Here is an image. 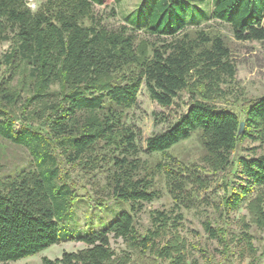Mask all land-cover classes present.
<instances>
[{
  "label": "trees",
  "instance_id": "1",
  "mask_svg": "<svg viewBox=\"0 0 264 264\" xmlns=\"http://www.w3.org/2000/svg\"><path fill=\"white\" fill-rule=\"evenodd\" d=\"M103 4L46 0L33 11L27 0H0V43L11 42L0 54V137L24 147L34 164L0 175V262L75 241L86 247L44 257L42 264H201L189 261L182 206H189L185 201L196 188L207 187V176L232 170L236 181L225 183L224 208L234 212L246 202L252 221L264 227V153L233 161L247 140L264 147V96L246 101L240 112L216 105L236 66L221 35L189 31L208 19L206 11L198 16L186 0H152L110 30L94 11ZM210 18L228 24L238 41L264 42V0H214ZM137 31L171 39H138ZM143 85L161 107H171L182 92L191 97L184 115L147 138V153L169 157L153 169L140 156L138 133L124 122V110L137 104ZM193 133L204 151L200 161L171 157L169 151ZM71 170L87 180L101 175L105 182L93 183L96 193L126 201L130 210L102 229L62 234L59 221L82 196ZM158 173L166 177L174 208L153 211L151 226L141 232L136 214L161 197ZM104 202L99 195L97 204ZM204 228L229 249L235 238L229 231L209 220ZM111 238L125 244L121 254ZM250 264L261 263L254 257Z\"/></svg>",
  "mask_w": 264,
  "mask_h": 264
},
{
  "label": "rangeland",
  "instance_id": "2",
  "mask_svg": "<svg viewBox=\"0 0 264 264\" xmlns=\"http://www.w3.org/2000/svg\"><path fill=\"white\" fill-rule=\"evenodd\" d=\"M30 8L37 10L46 0H27ZM192 10H196L198 16L207 12V18L203 19L199 26H191L190 32L204 30L210 35H221L231 50L232 61L236 66L234 79L227 78L222 84L225 90V97L216 102L222 108H228L240 112L244 103L248 100L264 96V42L238 41L234 38L230 26L219 20L210 18L213 10L214 0H186ZM152 0H104L103 5H94V11L103 24L110 30H118L125 25L127 17H137L143 8L150 7ZM138 39L147 38L152 41H168L171 38H160L149 36L143 31H137ZM11 48V42L0 43V54ZM4 68L0 67V76ZM17 80L13 82L16 85ZM191 103L188 92H182L176 98L174 104L169 107H161L153 101L145 87L142 86L138 95L137 104L124 110V122L132 126L138 133L137 143L141 148L140 156L153 167L159 161H167L160 154H149L145 151L147 138L166 131L178 118L184 115ZM204 151L198 133L174 146L169 154L177 161L185 163L199 162ZM264 153V147L259 143L249 140L240 144L233 154V161L236 163L239 157H251ZM34 167L29 152L21 146H17L0 137V175L15 174L22 168ZM72 176L78 180L79 192L84 197L75 200L64 217L59 221L62 234H86L88 232L104 228L113 222L123 211L130 210V204L123 200L104 197L96 193L93 183L99 181L101 185L104 180L101 175L87 180L82 177L79 171L71 170ZM236 181L232 170L224 173L207 176V187L196 188L193 196L185 201L189 206H182L184 220L181 227V234L188 242L189 261L197 260L201 264H250L254 257L264 263V227H258L253 221L246 208V202L241 207L230 212L222 203L225 183ZM155 185L161 197L152 203L144 204L142 210L136 214V226L141 232H145L151 226V213L155 210H170L174 208V200L170 194L166 177L158 173L155 177ZM85 195H90L91 198ZM105 198L103 206L97 204L98 197ZM209 220L212 226L222 228L230 232L232 240H229V249L212 238L204 228V221ZM249 226V234L256 254H252L246 243L243 232ZM111 246L121 254L125 244L121 239L111 238ZM82 242L63 241L55 244L46 250L21 259L15 262H0V264H42V259L48 257L55 259L61 257L63 252H72L85 248Z\"/></svg>",
  "mask_w": 264,
  "mask_h": 264
},
{
  "label": "water",
  "instance_id": "3",
  "mask_svg": "<svg viewBox=\"0 0 264 264\" xmlns=\"http://www.w3.org/2000/svg\"><path fill=\"white\" fill-rule=\"evenodd\" d=\"M243 128H244V123L242 122L240 127V133L243 131Z\"/></svg>",
  "mask_w": 264,
  "mask_h": 264
}]
</instances>
